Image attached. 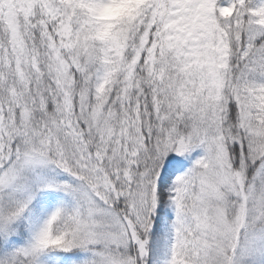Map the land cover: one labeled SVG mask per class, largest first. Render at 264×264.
<instances>
[{
  "label": "snow or ice",
  "instance_id": "snow-or-ice-1",
  "mask_svg": "<svg viewBox=\"0 0 264 264\" xmlns=\"http://www.w3.org/2000/svg\"><path fill=\"white\" fill-rule=\"evenodd\" d=\"M0 264H264V0H0Z\"/></svg>",
  "mask_w": 264,
  "mask_h": 264
}]
</instances>
